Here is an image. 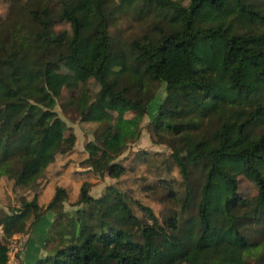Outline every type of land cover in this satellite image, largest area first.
Here are the masks:
<instances>
[{"label":"trees","instance_id":"trees-1","mask_svg":"<svg viewBox=\"0 0 264 264\" xmlns=\"http://www.w3.org/2000/svg\"><path fill=\"white\" fill-rule=\"evenodd\" d=\"M33 16L0 20V177L34 183L54 162L63 137L56 97L47 83L50 0H31ZM72 28L70 61L91 74L113 101L138 112L157 106L148 122L169 135L182 190L162 179L176 208L143 222L125 193L107 184L94 196L82 181L73 210L57 185L45 210L37 194L5 215L6 233L34 225L58 209L45 235L54 248L34 264H264V0H60ZM156 16L150 32L130 41L109 34L116 16ZM163 86L157 96L151 84ZM247 170L258 192L242 196ZM101 171L118 177L107 156ZM255 225H257L255 227ZM256 233V234H255ZM258 235V239L254 236ZM8 246L0 240V264Z\"/></svg>","mask_w":264,"mask_h":264},{"label":"rangeland","instance_id":"rangeland-1","mask_svg":"<svg viewBox=\"0 0 264 264\" xmlns=\"http://www.w3.org/2000/svg\"><path fill=\"white\" fill-rule=\"evenodd\" d=\"M178 1L184 5L189 2ZM35 9L31 0H0V20L10 16L16 21H26ZM153 20L157 17L150 15L143 21L135 18L131 11L122 13L110 24L109 34L118 41H130L150 32ZM47 33L46 79L56 97L55 110L61 119L63 137L55 148L54 162L34 183L18 185L13 176L0 177V221L20 206L22 198L31 199L34 194L41 204L39 212L45 210L57 185L64 186L68 194L63 209L74 210L77 205L71 203L78 200L79 187L84 180L89 181V192L94 196L100 195L107 184H115L125 193L134 213L143 222L151 219L140 204L150 206L162 221L176 208V203L167 197L168 190L162 187L161 180H173L171 184L179 190L183 186L179 167L173 160L169 135H157L148 123L157 103H152L148 113L135 111L106 96L91 74L72 65V28L63 15L60 0H50ZM151 88L154 92L157 88L156 98L163 94L162 85L153 82ZM107 156L111 157V162L125 167L116 178L101 171ZM238 178V191L242 196L257 194V184L249 171L244 170ZM57 211L56 208L47 211L34 225L32 222L38 212L32 211L23 230L10 234L0 223V240L6 242L8 249L15 242L21 245L20 264H28V258L33 262L54 248V242L44 245V239ZM168 264L187 263L180 257Z\"/></svg>","mask_w":264,"mask_h":264},{"label":"built area","instance_id":"built-area-1","mask_svg":"<svg viewBox=\"0 0 264 264\" xmlns=\"http://www.w3.org/2000/svg\"><path fill=\"white\" fill-rule=\"evenodd\" d=\"M20 251L21 245L20 243L15 242L7 252V261L6 264H20Z\"/></svg>","mask_w":264,"mask_h":264},{"label":"crops","instance_id":"crops-1","mask_svg":"<svg viewBox=\"0 0 264 264\" xmlns=\"http://www.w3.org/2000/svg\"><path fill=\"white\" fill-rule=\"evenodd\" d=\"M26 263H28V264H34V260H33V262H32L31 259L28 258V261H27Z\"/></svg>","mask_w":264,"mask_h":264}]
</instances>
